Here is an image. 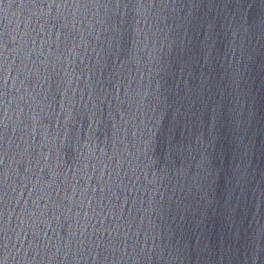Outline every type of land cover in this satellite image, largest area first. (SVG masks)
I'll use <instances>...</instances> for the list:
<instances>
[{
    "label": "water",
    "instance_id": "1",
    "mask_svg": "<svg viewBox=\"0 0 264 264\" xmlns=\"http://www.w3.org/2000/svg\"><path fill=\"white\" fill-rule=\"evenodd\" d=\"M180 0H0V264H28L120 85Z\"/></svg>",
    "mask_w": 264,
    "mask_h": 264
}]
</instances>
